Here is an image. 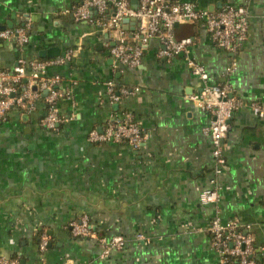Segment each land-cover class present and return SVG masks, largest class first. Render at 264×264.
Wrapping results in <instances>:
<instances>
[{"label":"crops","instance_id":"obj_1","mask_svg":"<svg viewBox=\"0 0 264 264\" xmlns=\"http://www.w3.org/2000/svg\"><path fill=\"white\" fill-rule=\"evenodd\" d=\"M109 1L108 16L114 10ZM188 1L210 10L246 6L248 38L241 48L234 54L218 47L199 21L177 30V38H193L185 52L160 56L161 42L153 38L140 65L130 68L111 55L117 29L74 18L71 11L81 0H0V30L30 26L24 46L0 38V70L21 58L72 53L45 71L59 77L57 130L41 123L45 90L38 89L32 111L13 108L0 119V258L22 264H220L208 229L218 213L248 227L264 264V117L250 106L264 102V0ZM136 28V20L123 21L129 42ZM48 49L58 55L40 56ZM188 56L205 66L209 82L227 84L244 101L228 121L215 205L200 201L215 160L203 132L211 115L189 97L202 81L191 73ZM232 62L236 68L228 73ZM109 81L138 90L111 102ZM126 113L148 134L140 149L88 139L90 130ZM83 214L98 234H122L125 248L103 256L95 239L72 236L68 223ZM43 234L48 242L41 248Z\"/></svg>","mask_w":264,"mask_h":264},{"label":"built area","instance_id":"obj_2","mask_svg":"<svg viewBox=\"0 0 264 264\" xmlns=\"http://www.w3.org/2000/svg\"><path fill=\"white\" fill-rule=\"evenodd\" d=\"M113 2L114 10L110 16H108L109 0H81L71 13L78 21L84 20L117 29L120 35L111 46L110 52L115 60L130 68L140 65L143 49L153 38H158L161 42L158 52L160 56L171 58L185 52L188 45L193 42V38L178 39L174 33L176 23L201 21L215 44L234 54L248 38V11L243 5L226 3L219 9L210 10L199 6L196 1L188 0L174 2L138 0L136 6L133 5V0H113ZM125 18L137 21L133 42L127 40L121 29ZM29 29V24L1 29L0 38L13 40L18 46H24L30 40ZM71 56L72 53L69 51L63 56L48 59L27 61L21 58L14 68L0 70V119L6 118L13 108L25 112L32 111L39 98L38 89L46 90L47 110L41 123L51 130H57L62 121L57 106L61 96V92L56 88L59 77H49L45 71L50 66L64 64ZM187 64L191 73L202 81L200 91L189 97L197 107L211 115V120L203 128V132L210 136L213 145L214 177L211 179V184L200 194V201L215 205L220 197L217 177L222 173L226 162L224 140L228 134V121L234 110L244 101L233 95L227 84L209 82V74L205 66L191 56L187 57ZM235 68V62H232L226 68V72H232ZM34 85L37 86L36 89H33ZM137 90L138 87L118 85L114 81L107 83V93L111 102H119L133 95ZM250 106L258 116L264 117V102L252 101ZM147 137L148 134L140 123L129 113L123 118L108 120L101 130L93 128L88 134V139L92 142L123 141L135 150L141 148ZM68 228L74 237L95 239L101 247L103 256L109 255L114 249H122L126 246L127 240L120 233L110 236L98 234L86 214L70 219ZM208 229L212 246L219 254L220 264H260L256 257L258 249L248 227L245 228L235 219L224 220L216 213ZM137 238L144 239L145 235L139 233ZM47 242L48 237L43 234L40 241L41 248H44ZM259 251L264 260V245ZM0 264H22V262L17 258L2 256Z\"/></svg>","mask_w":264,"mask_h":264},{"label":"water","instance_id":"obj_3","mask_svg":"<svg viewBox=\"0 0 264 264\" xmlns=\"http://www.w3.org/2000/svg\"><path fill=\"white\" fill-rule=\"evenodd\" d=\"M137 2H138V0H133V5L134 6H136L137 5ZM131 18H125L123 21L124 22H126L127 20H130ZM132 20H135V19H132ZM190 26L191 28H192V24H191V22H189V23H176L175 24V29H174V33H175V35L177 36V30H178V28H180V27H182V26ZM178 37V36H177ZM179 39V38H178ZM182 53V52H181ZM56 55H58V50L57 49H55V50H43V52H41L40 53V56H42V57H53V56H56ZM37 88V86L36 85H34L33 86V89H36ZM45 92L47 93V91L45 90Z\"/></svg>","mask_w":264,"mask_h":264},{"label":"trees","instance_id":"obj_4","mask_svg":"<svg viewBox=\"0 0 264 264\" xmlns=\"http://www.w3.org/2000/svg\"><path fill=\"white\" fill-rule=\"evenodd\" d=\"M166 1H168V2H174L175 0H166ZM23 81V80H22Z\"/></svg>","mask_w":264,"mask_h":264}]
</instances>
